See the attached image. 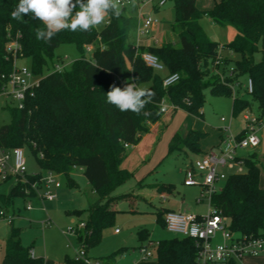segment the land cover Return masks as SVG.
I'll return each instance as SVG.
<instances>
[{"label":"trees","instance_id":"1","mask_svg":"<svg viewBox=\"0 0 264 264\" xmlns=\"http://www.w3.org/2000/svg\"><path fill=\"white\" fill-rule=\"evenodd\" d=\"M171 1L176 13L171 26L179 42L145 45L129 40L132 16L127 6H121L119 17L109 13L100 31L97 28L88 32L65 29L57 32L49 42L37 40L36 29H43L45 25L31 14L20 21L11 18L10 13L20 0H0V75L12 70L15 56L17 60L30 59L33 73L42 75L61 44L74 43L81 52V57L74 60L70 69L52 70L42 75L34 94L26 100V106L12 108L11 121L0 126V147H28L38 156L40 166L39 172L27 173L26 181L18 176L11 191L0 193V198L9 204L16 196H35L31 183L40 181L43 171L47 170L66 176L70 186H77L71 174L77 168L82 169L99 195V199L86 209L85 226L76 229L77 240L85 251L101 242L105 227L114 223L117 214L114 204L128 196V193L113 194L133 175L122 166L126 144H137L142 134L149 130L150 123L161 118V100L166 98L169 103L200 117L207 88L217 95H232L231 86L212 70L221 44L201 25L204 16L220 26L236 29L234 39L222 46L239 54L233 63L236 75L250 77L254 83V90L249 93L251 99L246 94L233 96V115L251 111L256 101L257 118L263 120L264 0H217L209 9H200L197 0ZM75 11H79L78 5ZM12 40L19 44L15 52L7 47ZM91 45L93 58L89 59L85 52ZM145 52L158 57L164 65L163 73L147 64L142 56ZM258 52L261 59L256 61ZM225 60L229 63L233 59ZM175 72L180 74V79L164 87V77ZM125 82L150 86L155 95L144 111L151 115L121 112L106 102L110 86L115 84L123 88ZM206 136L207 133L197 129H190L186 134L177 132L171 138L167 155L183 148L201 153V140ZM244 160L246 170L231 174L225 185L213 193L211 204L217 213L230 218L233 232L264 237L261 167L255 155ZM26 188L30 191L26 192ZM81 212L76 210L75 213ZM165 213L158 212V220L164 227ZM12 224L1 264H45L43 257L31 256L33 246L22 244V229ZM139 236L148 240L150 233L143 228ZM156 251L159 264H200L198 246L190 237L158 240ZM111 258H103L105 264H112ZM67 263L86 264L76 259H67Z\"/></svg>","mask_w":264,"mask_h":264},{"label":"rangeland","instance_id":"2","mask_svg":"<svg viewBox=\"0 0 264 264\" xmlns=\"http://www.w3.org/2000/svg\"><path fill=\"white\" fill-rule=\"evenodd\" d=\"M200 1L201 3L205 2V0ZM137 2V0H133V3L126 7L128 14L132 16V26L129 30V40L131 42L138 43L139 21L141 16L147 13H151L158 20L157 24L151 27L149 33L151 38L154 39L155 37L158 40V42L153 44L160 45L165 41L179 42L178 35L173 31L171 26V22L176 16L175 8L171 0H167L166 4L159 8L155 7H158L160 0H142L141 2ZM107 19L108 17L102 25L97 27L99 31L104 28ZM201 25L206 33L213 40L220 42L221 45H226L232 41L230 39L232 35L230 28L217 25L209 16H204L201 19ZM224 51L226 49H222V52ZM85 55L87 58L92 59L93 51L86 50ZM79 57H81V52L74 43H63L56 48L53 60L48 62L42 75L48 74L57 66L61 70H68L72 67L74 60ZM237 58H239V54L232 57V63L225 61L222 65V67H225V80L228 82L232 79L228 77L227 69L233 65L234 60ZM260 59L261 53L258 52L255 54V60L259 61ZM18 64L32 70L31 61L28 58L20 59ZM222 67L219 70L223 71L224 68L222 69ZM160 72L163 73V70ZM42 75L34 73L33 80H38ZM238 79L244 82L246 76H237L235 78V80ZM235 80L233 79V81ZM205 94L206 98L202 108V115L200 117L191 115L213 129H221L225 133V136L231 132L237 133L245 126L246 120L244 114L259 116L256 101H253L251 111H243L238 115H233V96L246 94L245 96L250 99L252 98L249 93L244 92V89L236 88L232 91V95H217L212 93L210 88H207ZM16 105L17 102L12 97L4 94L0 95V126L11 121V109L16 107ZM188 114L190 113L183 107L177 109L169 108L168 112L162 113L159 120H162L166 125H162L160 129H164L165 126H170L166 138H168L169 134H174V132L179 130V124L183 122ZM222 117L226 120H222ZM172 119L175 121L171 125L170 121ZM228 126H230V129H226ZM175 127L177 128L176 131L174 129ZM257 130L261 139L260 145L257 148H245L240 151L244 155L252 156L255 154L264 172V116L263 123L257 125ZM169 142L163 143L162 141V144L159 145L158 151L154 159H152V167L146 168L148 173H145L147 174L145 180L159 185L174 184V198L184 200L191 206L193 211L203 215L207 214L209 211V201L207 198L203 199V201H198L200 188L196 186L197 184L192 186L184 184L185 171L191 165L192 161H195L193 153L188 151L187 148H183L182 150L167 155ZM145 146L146 143L144 144ZM163 148L164 153L159 157ZM132 150L133 148L130 147L128 152L130 153ZM24 156L27 163V172H39L38 156L28 147L24 148ZM157 158L158 160L155 161ZM125 165L127 164L124 163ZM135 168L132 165L130 171L133 173ZM225 172L227 177L216 183L218 188H222L228 177L235 171L226 169ZM142 177L136 175L134 172L129 180L119 186L113 193L114 195L128 193V196L114 204L117 210L114 223L105 227L101 242L90 246L86 250L92 264L98 260L102 264H105L106 262L103 258L109 256L112 257V264H159L155 247L149 246V250L153 252L152 256L149 257H146L141 251V247H148L149 243L146 239H140L139 231L143 228L148 229L150 239L153 242L171 239L173 237H182L179 234L168 231L159 222L158 208H160L159 203L161 199L154 198L146 201L137 198V195H135L137 192V184ZM71 178L76 181L77 186H70L66 176H58L61 187L54 190L56 198L53 201L43 200L39 195L33 197L16 196L8 204L0 198V264L4 257L5 238L11 228V223L1 214V211H5L13 217L12 225L22 229V244L26 247L32 245L37 253V257H43L45 264H68L67 259H75L76 253L83 247L78 242L76 234L71 231V228L76 227L81 221L87 218L86 209L91 203L99 199V195L95 192L92 184L79 168L74 170ZM15 183L16 177L14 176L7 181L0 179V193H8L9 187ZM157 191L155 189L154 192ZM29 204L32 206L31 210L27 209ZM78 209L82 210L81 214L75 213Z\"/></svg>","mask_w":264,"mask_h":264},{"label":"built area","instance_id":"3","mask_svg":"<svg viewBox=\"0 0 264 264\" xmlns=\"http://www.w3.org/2000/svg\"><path fill=\"white\" fill-rule=\"evenodd\" d=\"M167 0H160L159 5L162 6ZM133 0H121V6L132 4ZM158 22L151 13L142 15L138 25L139 39L149 37L151 27ZM158 42L157 39H154ZM8 49L17 51L19 48L18 41H10ZM91 47L88 48L90 50ZM222 45L219 50L218 57L212 64V70L218 74L221 81L228 83L232 91L234 89H244L245 93H252L254 90V83L252 78L246 76V80L241 82V79L235 80L237 77L234 65L227 69L228 77L232 80L230 82L225 80V57L222 55ZM229 50V49H228ZM231 51V50H230ZM233 52V51H231ZM143 58L148 65L157 70H163L164 65L159 61L158 57L149 53H143ZM15 56L14 66L8 73L0 75V95L12 97L17 102V107L23 109L26 106V100L29 96L34 94L35 87L38 86L39 80H33L34 73L26 66L18 64ZM222 67L224 70H219ZM54 70H61L57 66ZM180 79L178 72L166 75L163 79V86L168 87L176 83ZM233 79L235 81H233ZM116 84L117 81H114ZM161 111L167 112L169 108L177 109L178 106L174 103H169L166 98L160 102ZM246 124L242 134L234 135L229 133L226 135L221 145L208 151L206 154L198 157L193 162V166L185 171V185H201V192L198 201H203L207 198L209 201V211L205 215H198L192 212L185 211H167L164 215L166 229L172 233L181 235L182 237H190L194 239L198 246L197 259L200 264H246L244 257L264 255V237L249 236L247 234H237L230 228V218L216 212L211 204L213 193L219 191L221 188L216 186V183L222 179H226L227 174L225 170H234V173L244 172L246 170L245 160L238 155L239 149L257 148L260 145L261 139L258 135L257 125L263 123L255 115L244 114ZM222 120H225L222 117ZM230 129V126L226 127ZM126 146H130L126 144ZM27 163L24 156V148L14 147L11 149H3L0 147V179L7 180L9 176L16 177V180L21 177L22 181H26ZM199 174L201 176H199ZM59 174L54 171H44L40 181L31 183V187L35 192V196L39 195L43 200L53 201L56 198L54 190L61 187V182L58 180ZM30 189L26 188V192ZM27 209H32L29 204ZM1 214L8 220L9 223L13 221V217L5 211ZM85 223L81 221L76 227L71 228L76 234L77 228H83ZM118 231V229L116 230ZM220 233L221 241L214 242L217 234ZM149 246L157 247L158 242H149L148 247L142 246L141 251L146 257L152 256L153 252L149 250ZM83 247V246H82ZM32 257H35L33 250L30 251ZM76 260H82L86 264H92L84 247L76 253ZM94 264H102L99 260Z\"/></svg>","mask_w":264,"mask_h":264},{"label":"crops","instance_id":"4","mask_svg":"<svg viewBox=\"0 0 264 264\" xmlns=\"http://www.w3.org/2000/svg\"><path fill=\"white\" fill-rule=\"evenodd\" d=\"M216 1L217 0H205V2L201 3L200 0H197V6L200 9H209L214 5V3ZM164 5H162V6H164ZM159 7H160V5H158V7H155V8H159ZM227 27L230 28V32L232 33L230 39L233 40L237 34V31L232 26H227ZM154 39H157V38L154 37ZM154 39L151 38L150 36L144 37V38L139 39L138 44L151 45V44L155 43ZM224 52H222V55L224 54L225 58L232 59V57L236 56V53L231 52L228 49H226V51H224ZM230 63H232V61ZM167 112H168V110H167ZM191 116H192L191 113L188 114L186 116V118L183 120V122L179 124V130H177L176 127L174 128L175 131L177 130L176 132H174V134L177 132L181 133V134H186L190 129H197V130H201V131L207 133V136L201 140V149H202L201 153H195V152L187 149L188 151L193 153L194 158L196 159V158L206 154L208 151L218 148L221 145L223 138L225 137V133L221 129H218V130L213 129L212 127L208 126L207 124H204L199 119L194 118L193 116L191 117ZM174 121H175L174 119H172L170 121L171 125L174 123ZM162 125L163 126L166 125V124H164V122H162V120H158L156 122L150 123L149 130L147 132H145L144 135L141 136L140 141L137 144L130 146L133 148V150L129 153L128 150L130 147L129 148L127 147V149H126V153H125V156H124L123 161H122V166L127 168L128 170H130L131 166L133 165V167H136L134 169L135 174L139 175L141 177L143 176L142 179H140L139 183L137 184V192L135 195H137L138 199H143L146 201H150L154 198L161 199L160 203H159L160 208H158V212L159 211L167 212V211L174 210V211L192 212V213H196L198 215H203V214H200L196 211H193L191 206L188 205L184 200H178V199L173 197L174 189H175L174 184H172V183L164 184V186H162L160 188V187H158L159 184H155L154 182L145 180L146 179L145 177L147 175L145 173H148L147 169L152 167L151 166L153 164L152 159H154V156L156 155V152L158 151L159 145L162 144V141H163V143L164 142L167 143V141L168 142L171 141V138L174 135V134H169L168 138H166V134L169 131L170 126H165L164 129H160ZM243 129H244V127H242V129L237 133L236 132H233V133L231 132V133L234 135H238L239 133H241L243 131ZM158 132H160V134H158ZM145 143H146V146L144 147ZM161 149H162V147H161ZM152 150H153V152H152ZM240 150H242V149H239L237 151L239 156H241L243 158L251 156V155L242 154ZM163 153H164V148H163V150H161L159 157H161V155ZM186 154L188 155L187 152H186ZM158 158L155 161H157ZM255 158H256V156H255ZM256 160L258 162L257 158H256ZM193 162L194 161H192L191 165H189L187 167V169L193 166ZM124 163H126L127 165L124 166ZM258 164H259V162H258ZM259 166L261 167L260 164H259ZM79 170L81 172H83L82 169L79 168ZM199 176H201V175L199 174ZM5 181H7V180H5ZM260 184L262 187H264V172L262 170V167H261V175H260ZM11 186L13 188L14 184ZM188 186H192V185H188ZM196 186H198L200 188V192H201V185L197 184ZM155 189H157L158 191L154 192ZM10 191L8 190V193ZM29 197H33V196H29ZM28 210H31V209H28ZM78 210H80V209H78ZM8 233H9V231H8ZM8 233L6 235V238L8 236ZM6 238H5V241H6ZM148 241L150 242L152 240L149 238ZM220 241H221V235H220V233H218L214 239V242H220ZM32 250L35 253V257H37V253H36L35 249L32 248ZM243 261L246 264H264V255L246 256V257H244Z\"/></svg>","mask_w":264,"mask_h":264},{"label":"clouds","instance_id":"5","mask_svg":"<svg viewBox=\"0 0 264 264\" xmlns=\"http://www.w3.org/2000/svg\"><path fill=\"white\" fill-rule=\"evenodd\" d=\"M77 5L79 11H75ZM109 13L116 17L121 15V0H20L10 15L20 21L31 14L45 25L43 29H36L37 40L50 42L57 32L65 29L91 31L102 25ZM154 95L148 84L138 86L135 82H125L123 88L115 84L110 86L106 102L121 112L131 111L147 117L151 113L144 109Z\"/></svg>","mask_w":264,"mask_h":264},{"label":"water","instance_id":"6","mask_svg":"<svg viewBox=\"0 0 264 264\" xmlns=\"http://www.w3.org/2000/svg\"><path fill=\"white\" fill-rule=\"evenodd\" d=\"M12 189V186L9 188V191Z\"/></svg>","mask_w":264,"mask_h":264}]
</instances>
